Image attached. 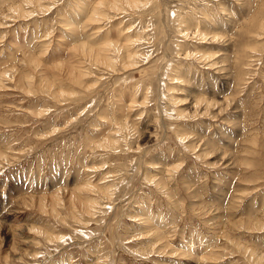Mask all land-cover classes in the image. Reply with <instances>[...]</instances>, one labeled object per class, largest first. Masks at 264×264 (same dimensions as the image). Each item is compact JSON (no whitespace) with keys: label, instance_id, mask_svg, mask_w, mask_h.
Returning a JSON list of instances; mask_svg holds the SVG:
<instances>
[{"label":"rangeland","instance_id":"1","mask_svg":"<svg viewBox=\"0 0 264 264\" xmlns=\"http://www.w3.org/2000/svg\"><path fill=\"white\" fill-rule=\"evenodd\" d=\"M138 1L0 0V264H264V0Z\"/></svg>","mask_w":264,"mask_h":264},{"label":"bare ground","instance_id":"2","mask_svg":"<svg viewBox=\"0 0 264 264\" xmlns=\"http://www.w3.org/2000/svg\"><path fill=\"white\" fill-rule=\"evenodd\" d=\"M35 1V2H34ZM44 1H48V0H23V2L25 3V4H34V3H41V2H44ZM146 1H144L143 2V5H144V3H145ZM163 2H165V0H163ZM131 4L132 6H137L140 2L138 1V0H97V2H95L93 5H92V7L90 8V13H88L89 15L87 16V18H86V20L85 21H83V22H85L84 24L86 25H84L85 27H88L89 25H91V24H95V23H97V22H100L102 19H103V17H105L106 15L105 14H103V11H104V9H109L110 11H121L122 9L124 10V8H121L120 7V5L121 4ZM142 3V2H141ZM140 3V4H141ZM162 3V2H161ZM86 5V4H85ZM124 6V5H123ZM225 6V5H224ZM131 8V7H130ZM135 8H137V7H135ZM10 11H12V12H14V13H20V12H22V9L23 8H21V5L20 4H18V5H13V6H11L10 8ZM226 10H228L229 11V9H226ZM26 11V10H25ZM224 11H225V8H224ZM29 12V11H28ZM27 12V13H28ZM86 12V9H85V11H84V13ZM87 13V12H86ZM224 13V12H223ZM31 14V13H30ZM229 14V13H228ZM105 19V18H104ZM83 22H82V24H83ZM216 22V21H215ZM71 23V22H70ZM228 23H229V21H228ZM218 24V23H217ZM223 24H224V22H223ZM71 25V24H70ZM211 25V24H210ZM220 25H221V22H220ZM225 25V24H224ZM84 26H83V28H84ZM80 27V26H79ZM81 27H82V25H81ZM92 27V26H91ZM230 27V26H229ZM74 28V27H73ZM216 28H218V27H216ZM75 29V28H74ZM219 29V28H218ZM93 30V29H92ZM95 30V29H94ZM129 30V29H128ZM165 30V29H164ZM213 30H214V28H213ZM221 30V29H220ZM77 31V30H76ZM206 32V31H205ZM208 32V31H207ZM215 32H217V31H215ZM223 32V31H222ZM95 33H96V31H95ZM188 33H190L189 32V30L188 31H184L183 32V34L185 35V36H187V34ZM210 33V32H209ZM218 33V32H217ZM220 33V32H219ZM222 34V33H221ZM92 35H95L94 34V31H93V34L92 33H86V34H84V36H85V39L82 41H78V42H76L74 45H72L71 46V50L73 51L74 50V52H76V51H78L83 57H89V58H92V59H94V61H96V62H102V61H104V63L106 64V63H109L110 61H109V55H108V50L110 49V48H108V46L110 45L111 46V42H105V43H103V44H99V46H94L91 42V38H93L94 36H92ZM199 35H201V36H206L207 35V33H204V32H201ZM91 36V37H90ZM96 36V35H95ZM212 36V38L213 39H215V38H218L219 40H220V38H221V35H211ZM211 39V38H210ZM97 40V39H96ZM131 41V40H130ZM129 41V42H130ZM214 42H216V41H214ZM114 44H115V42H113ZM117 44V43H116ZM115 44V45H116ZM118 45V44H117ZM123 45H132L131 44V42L128 44V43H123L122 44V47L121 48H123ZM114 46V45H113ZM120 49V47L119 46H114L112 49ZM125 48V47H124ZM76 50V51H75ZM113 53V52H112ZM115 53V52H114ZM129 53V52H128ZM136 54V53H135ZM204 56H199V59L200 60H202L203 62H205V64H207V65H210V67L212 66V65H214V64H217V63H211V62H209L210 60H208V57L205 55V54H203ZM126 56H128V58H133L134 57V55H132V53H130V54H126ZM203 59H202V58ZM111 59H113V58H111ZM31 60H32V62L33 61H36V59L34 58V56H33V58H31ZM128 60V59H127ZM114 61V60H113ZM60 64H62V63H60ZM110 64V63H109ZM131 66H132V64H130ZM109 66H111V65H109ZM127 66H128V64H127ZM217 67V66H216ZM126 68V67H125ZM128 68H129V66H128ZM218 68V67H217ZM221 68V67H220ZM222 69V68H221ZM221 69H217V70H219V71H221ZM71 70V69H70ZM127 71V70H126ZM73 73H75V72H73V71H71V74H73ZM2 74H5L4 72L3 73H1L0 75H2ZM222 75V74H221ZM198 100H199V102L197 101V104L195 105V107H194V109H195V112L196 111H198L199 109H201V108H199V107H202V105H204V106H206V107H208L206 104H207V102L206 101H204L201 97H199L198 98ZM201 100V101H200ZM140 106V105H139ZM203 106V107H204ZM202 107V109H204ZM199 112H200V110H199ZM120 130V129H119ZM115 134V133H114ZM112 141V140H111ZM115 143V142H114ZM88 171V170H87ZM83 176V175H82ZM81 176V177H82ZM86 181V180H85ZM81 184H83V183H81ZM75 187H77V186H75ZM60 188V187H59ZM94 188V186H92L91 184H88V183H84L82 186H78L77 188H73V190L72 191H66L65 189H62V188H60V189H56V190H54L53 191V193H51V195H52V197H51V200H50V205L52 206V202H57V200H59V199H61L62 197H64V194H65V191L67 192V194L68 193H70V196H71V203L72 204H74L73 202L75 201V200H77V198H75L76 196H75V194H77V193H81V192H89V191H91L92 189ZM58 194H61L62 196H59ZM44 195V194H43ZM63 199V198H62ZM61 199V200H62ZM93 203H94V201H92ZM92 202L89 200L88 202H84L83 203V201H81L80 202V204L79 205H82V208H81V210L83 209V211H85V212H87L88 214H90V215H93V214H91L90 213V211H92L91 209H92V206H93V208H94V205L92 204ZM94 213V212H93ZM33 230H35V228H33ZM37 231V230H36ZM40 233H42L41 231H40ZM48 236V235H47ZM47 238H49L50 240L51 239H53V238H57V240L58 239H66L64 236H62V235H51V236H48ZM35 257H36V254H33ZM38 256V255H37ZM33 257V256H32Z\"/></svg>","mask_w":264,"mask_h":264}]
</instances>
